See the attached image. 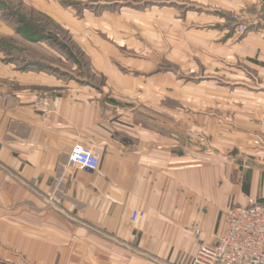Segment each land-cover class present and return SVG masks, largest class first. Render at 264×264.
Segmentation results:
<instances>
[{"label":"crops","instance_id":"obj_1","mask_svg":"<svg viewBox=\"0 0 264 264\" xmlns=\"http://www.w3.org/2000/svg\"><path fill=\"white\" fill-rule=\"evenodd\" d=\"M191 3L201 12L189 21L150 18L156 11L132 20L145 33L156 29L158 47L121 63L113 61L117 48L103 50L111 45L101 37L104 25L118 26L116 18L75 21L45 13L88 58L91 70L84 73L105 79L99 86L53 75L71 73L64 63L79 74L84 67L47 26L30 21L34 31L25 35L21 20L15 26L2 15L0 264H189L200 244L212 246L224 233L230 206L264 203V91L230 90L217 81L186 86L180 69L164 67L169 57L182 59L187 46L191 60L225 65L212 68L214 74H228L231 59L255 62L264 74V0ZM165 9L157 13L165 16ZM233 14L254 23L248 33L239 34ZM170 23L174 45L166 54ZM15 36L45 47L61 64L22 51L17 58L6 44ZM46 94L60 98L49 119L36 108ZM76 144L100 153L99 170L70 164ZM133 211L143 213L136 226Z\"/></svg>","mask_w":264,"mask_h":264},{"label":"rangeland","instance_id":"obj_2","mask_svg":"<svg viewBox=\"0 0 264 264\" xmlns=\"http://www.w3.org/2000/svg\"><path fill=\"white\" fill-rule=\"evenodd\" d=\"M175 2L179 3L176 5L174 4ZM1 3L3 4V13L1 14L0 11V20L2 15H4L3 18L12 22L13 24L15 23V26L18 25V27L21 29L27 27V33L31 31V25L25 26V23L23 22L19 23L24 24V26L20 25L19 23L17 24L18 20H21V18L36 24H40L41 26H47V28L52 30L53 35L59 36L61 38V42H63L65 46L75 53L77 58L76 60L80 62V66L84 67L81 70V74H79L77 71V73L72 71V64L70 65L64 63L67 71L70 70L71 73L60 70H51L53 75L58 76L59 78L66 81H78V79H83V77H86L87 83L93 82L97 86L104 85L105 79L103 77H93L90 74L84 73L85 71L90 73L91 70L88 58L82 51H80L79 48H77L69 33L53 23L46 14H53L54 17L60 19L62 18L61 16H65L66 18L74 19L75 21H83L85 19L93 18H102L103 20L116 18L118 20V26L114 27L104 25V28H101V37L103 41H108L111 45L110 49H108L109 46L107 47L106 45L107 49L103 47V50L115 51L117 48L118 60L113 59V61L121 63L125 61V58L131 57V55L143 56V54L149 53L147 46L152 47L153 50H157L158 44L152 42L156 38V33H153L154 36H151L152 32H154L156 29L151 27V32L148 31L150 32L148 34L147 31L146 33L144 32L145 29H143L142 26H137L136 21L134 24L132 23V20H140L143 17L141 15L142 13L156 11L154 14H150V18H165L167 21H172L174 18H177L184 21L186 19L188 20L191 14L193 15L194 13L201 12L200 9L192 7L191 0H0V4ZM49 3L53 4V6ZM47 4L53 7L51 11L46 10ZM175 5L177 6L176 10H174ZM162 6L166 7L165 16H163V14L157 13L158 8ZM59 7L62 9L60 10ZM14 13H16L18 19L13 15ZM174 13L176 14L175 17ZM230 18L232 17L230 16ZM128 20L130 21V26L127 27L126 23ZM12 23L10 24L12 25ZM170 24L171 26H167L166 28L168 42L165 48L166 54L170 53V49H172V46L174 45L172 42L173 25L172 23ZM253 25L254 23L250 24V29L253 27ZM31 28L32 30L34 29L32 26ZM79 29L83 28L79 27ZM146 30H149V28H146ZM186 30H183L185 33L183 36L188 43L189 38H187L188 35L186 34ZM169 35L171 36L169 37ZM1 36L2 35L0 32V37ZM128 37H134L133 40L135 41V44L126 43ZM196 40V38L192 39L194 42H196ZM136 41L139 42L136 43ZM6 44L10 47V51H14L13 53H15L16 56L19 55V51H22L26 52L27 54L46 59L55 64H61L60 59H58V57L55 55L51 56L50 52L47 51L45 47L40 45H28L24 43V41L20 40L17 36L8 38ZM16 50L18 51L16 52ZM185 54L189 55L190 50L187 46H182V59H174L169 57V61L164 63V67L168 69L169 67L175 66V68L180 69L182 84L186 86L192 83L217 81V84H220L221 86L225 85L230 90L242 89L252 94H257L264 91V74H260L259 69L256 68L257 64H254L255 62L251 63L243 60L242 62L235 63V61H232L231 59L230 65L228 66L230 69L229 73L221 76L220 74H214L212 71V68L216 66L225 67V65H222L221 61L205 57H199L195 60H191ZM17 58L15 59L16 61H18ZM173 62H177V64H179L174 65ZM195 62H197V66ZM21 63V65L26 66L24 65L23 61H21ZM42 67L43 65L39 66V68ZM215 78H219L220 80H215ZM182 93L189 94V90H183Z\"/></svg>","mask_w":264,"mask_h":264},{"label":"built area","instance_id":"obj_3","mask_svg":"<svg viewBox=\"0 0 264 264\" xmlns=\"http://www.w3.org/2000/svg\"><path fill=\"white\" fill-rule=\"evenodd\" d=\"M237 22L239 34L249 32L248 23H240L236 14L231 16ZM59 94H46L36 103L38 113L49 119L55 112ZM69 162L82 170L96 172L100 168L101 155L98 151L82 144H76L69 152ZM49 202L51 200L49 199ZM143 213L133 211L131 224L136 226ZM200 236V231H195ZM189 264H264V203L250 199L247 206L232 205L226 211L224 233L217 237L212 246L200 244Z\"/></svg>","mask_w":264,"mask_h":264},{"label":"trees","instance_id":"obj_4","mask_svg":"<svg viewBox=\"0 0 264 264\" xmlns=\"http://www.w3.org/2000/svg\"><path fill=\"white\" fill-rule=\"evenodd\" d=\"M21 21H22L23 23H25V26H26V25H27V26L30 25V21H28V20H24L23 18H21ZM23 26H24V25H23ZM25 29H26V30H25ZM30 30L32 31L31 26H30ZM27 31H28V28H27V27L21 29V32H22L23 34H25V35L28 34ZM31 31H30V32H31ZM38 31H43V28H39ZM30 32H29V33H30ZM37 33H39V32H37ZM37 33H35V34H37ZM33 34H34V33H33Z\"/></svg>","mask_w":264,"mask_h":264}]
</instances>
